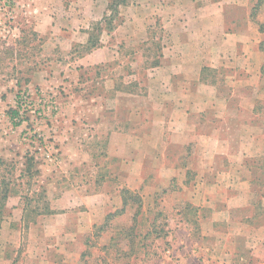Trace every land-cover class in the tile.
<instances>
[{
  "label": "crops",
  "instance_id": "0c3cea01",
  "mask_svg": "<svg viewBox=\"0 0 264 264\" xmlns=\"http://www.w3.org/2000/svg\"><path fill=\"white\" fill-rule=\"evenodd\" d=\"M137 1L140 2L127 0L118 6L114 27L107 32L111 44L100 45V38L106 32L101 30L99 45L86 51L84 59L90 60L88 65L92 66L109 63L117 54L113 51L117 45L114 46L112 37L121 43L131 36H142L146 23H152L150 19L167 33L168 55L159 56L157 65L149 69L153 74L146 94L123 90L120 84H128L126 80L112 76L105 77L103 87L96 85L99 89L91 90L86 96H78L73 89L70 91V84H66L60 116L66 120V125L73 120L86 122V126L78 130L87 133L90 140H77L73 127L67 129L70 132L62 149L72 152L79 147V150L96 153L103 147L108 156L103 166L108 168L107 174L114 175L111 180L126 181V189H121L119 194L122 190H131L143 199L141 186L131 189L127 183L130 180L144 183L158 178L168 182V187L172 182H180L185 206L190 204L199 215L201 234L212 237L219 229H226L227 233L222 232L216 240L218 248L205 249L207 257H213L208 264H264V77H257L261 70L264 72V63L255 66L252 72L244 67L242 70L246 72H241L237 79L217 80L225 77V69L234 70L223 58L237 59L250 54L248 50L258 42L255 35L260 38L264 32H259L258 24L251 18L247 2L236 4L241 6L240 10L235 8L239 16L232 18L227 15L229 10H224L230 5L229 0H150L151 9L160 12L152 17L136 15L133 19L123 10L133 8V4L140 7ZM108 4L106 1L102 18L110 14ZM140 4L143 6V1ZM98 18L94 21L102 20ZM252 22L258 29L255 25L252 27ZM83 33L86 37L83 44L87 47L92 27ZM37 81H42L41 77L31 83ZM82 142L87 144L82 146ZM189 148L195 150V170L187 162L191 156L186 153ZM181 150L184 155H180ZM79 155L84 156L73 152L70 158L62 159V165L81 164L88 169L96 166L92 159ZM173 159L182 163L170 166L168 162ZM226 166L229 171L225 170ZM148 167L162 175L145 176ZM116 168L120 175L128 177L116 178ZM93 169L96 170L93 174L83 170L80 179L94 184L97 180L111 178L102 176L97 167ZM65 173L68 181L73 175L77 176L75 171ZM68 186L69 189L45 192L46 196H40L36 206H32L27 196L21 200L19 195L15 201L16 194L8 195L6 206L11 217L5 223L7 231L5 237H1L0 250L11 251L7 253L9 258L3 254L0 261L7 264H114L121 260L119 255L106 259L93 253L97 237L92 235V230L105 227V220L116 214L108 209L111 206L105 205L111 194L97 190L94 184L93 190L87 186L85 198ZM121 205L117 216L127 215L131 210L128 208L134 207L133 219L136 206L130 203L123 207L122 199ZM182 214L186 222L185 212ZM110 226L105 227V231ZM144 234H136L131 254L121 255L124 264L147 262L149 254L145 247L148 244L143 239H148L149 235ZM21 235L24 236L22 250ZM153 238L157 241L162 237ZM30 240L31 251L26 244ZM108 242L110 240L100 241L99 247ZM161 255L165 259L162 264H172L165 250ZM185 256H177L179 264H190Z\"/></svg>",
  "mask_w": 264,
  "mask_h": 264
},
{
  "label": "rangeland",
  "instance_id": "374dc122",
  "mask_svg": "<svg viewBox=\"0 0 264 264\" xmlns=\"http://www.w3.org/2000/svg\"><path fill=\"white\" fill-rule=\"evenodd\" d=\"M106 1L110 4L116 0H0V55H2L0 56V162L2 161L0 177L3 176L7 179L11 192L16 194L14 195L15 201L19 195L21 200L27 196L31 200L32 206H36L39 204V197H44L45 192L54 189L57 191L58 189H69L68 185H71L73 191H76L78 195L86 198L84 193H87V186L93 190L95 184L97 190L111 194L106 199L105 205L106 207L111 206L108 209L111 208L112 214H118L122 207L119 192L121 189H126V181L111 180L114 175L107 174L108 168L103 166L108 162V156L103 147L96 153L89 149L79 150V147L78 151H63L65 139L70 132L67 129L75 127L77 140L87 142L90 137L87 136V133L83 134L78 130L79 127L86 126V122L78 123L77 120H73V123L65 124L66 120L60 116L63 107L61 99L66 95L68 87L65 86L66 84H70V91L73 89L72 92H76L78 96H86L91 90L99 89L95 87L96 85L103 87L102 82L106 80L105 77L109 76L124 78L128 84H120L123 90L148 93L149 79L153 74V71L149 69L159 56L168 55L169 39L167 33L154 24L153 19H150L149 21L152 23H146L145 34L142 36H131L121 43L118 42L119 40L117 41L118 38L114 40L115 36L112 37L114 46L117 45L113 51H116L117 54L113 55V59L110 58L109 63L101 62V65L97 66L88 65L90 60L84 59L87 47L83 44L86 40L83 31L90 27L95 28L97 22H101L94 20L98 17V19L102 18ZM139 1H137V5L140 7L133 4V8L123 10V13L134 19L136 15L152 17L155 13L160 12L151 9L150 0ZM141 1H143V6L140 4ZM161 1L160 3H162ZM229 1H231L230 5L225 6L224 9L225 11L229 10L227 11L230 13L227 14L229 17H238L239 14L235 12V8L240 10L241 6L236 4L247 2L248 10H250V14L252 11L254 16L253 20L260 26L264 25V0ZM224 3L226 4V2ZM253 26L258 29L256 24L253 23ZM103 27L104 24L99 26L101 30L104 29ZM232 28H234L233 23ZM104 32L100 38L102 47L111 44L110 35L107 33L109 31L104 29ZM33 33L37 36L34 37ZM21 38H24V41H19ZM254 39L258 42L248 50L250 54L246 53L237 59L223 58L228 67L232 64L234 70L225 69L226 71L223 72L225 77L217 79L218 81H229L233 77L237 79V76L242 74L241 72H246L242 70L244 67L249 68L252 72L255 66L264 63V33L260 38L256 34ZM116 41L117 44H115ZM5 48L13 49L15 55L11 56L9 53V55L5 53ZM118 65L122 68H117ZM258 76L264 77L263 70ZM40 77L42 81L31 83ZM25 80L28 81L25 83ZM134 83H136L135 86ZM139 84L141 86H138ZM73 85L76 86L73 87ZM64 103L66 104V101ZM11 110L16 114L11 113ZM85 142H82L81 145H86ZM73 152L84 154L83 157L81 155L79 157L92 159V163H97L96 166H90L88 169L87 166H81V164L62 165V159L70 158ZM186 153L188 156L191 155L187 162H190L191 168L195 170L197 161L195 150L189 148ZM180 155H184L183 150L180 151ZM29 159H32L30 163L32 165L31 175L24 174L21 177L20 175L25 173V163L26 161L29 163ZM175 159L168 162L171 163L170 166L182 163L183 159L186 160L185 157H181L179 162ZM95 167L101 171L102 176H111V178H107V181L97 180L94 184L80 179V173L83 170L93 174L96 171L93 169ZM226 167L225 170L229 171L230 168ZM65 171L67 173L75 171L77 176L73 175L71 181H68L67 178H64ZM159 173L162 175V172ZM159 173L148 167L144 175L153 178V176L157 177ZM114 174L117 175L116 178L128 177L120 175L118 168ZM53 179L55 180L50 181ZM127 183L131 189L141 186L140 194L143 199H139L142 205L133 219L131 217L134 207L128 208L131 210L125 216L114 215L105 220L103 226L105 225L107 228L111 225V228L104 231L106 233L99 236L98 229L92 230V235L97 237V245L93 249L96 257L104 256L106 259H113V256L119 255L121 260L114 264H124L125 259H122L121 255L124 257L127 255L129 245L134 242L136 234L145 233V236L149 235L148 239H143L144 243L148 244V247H145V252L147 255L149 254L145 264H155L156 260H159L158 264H162L165 261L161 255L164 250L166 258L172 261L167 262L172 264H179L177 256L181 257L182 254L187 255L185 257L190 264L197 263V261H206L204 264L209 263L213 257L208 258L205 249L218 248L219 244L217 245L216 240L219 234L226 232V229H219L218 233L212 237L201 234L199 215L194 208H191L190 204L185 206V197L183 199L180 182H172L170 187H168V182L158 180V178L155 181L149 179L144 183L131 182V180ZM196 188L198 189V187ZM164 190H167L168 193ZM183 212L186 215V222H183ZM10 217L11 213L5 201V208L0 213L1 248L3 246L1 237H5L7 231L5 223L10 221ZM130 224L134 226L131 231H128L127 226ZM125 228L127 230H124ZM22 236L21 250L24 246ZM154 236L162 238L155 241ZM107 240H110L109 244L99 247L100 241L107 243ZM31 242L30 240V243H26L29 245L30 251L32 249ZM10 251L1 249L0 257L6 254L5 258H9L7 253ZM0 264L7 263L0 261Z\"/></svg>",
  "mask_w": 264,
  "mask_h": 264
},
{
  "label": "trees",
  "instance_id": "16d2710c",
  "mask_svg": "<svg viewBox=\"0 0 264 264\" xmlns=\"http://www.w3.org/2000/svg\"><path fill=\"white\" fill-rule=\"evenodd\" d=\"M126 2H127V0H116V1H113L112 3H110L108 5V10H109L110 14H109V16H104L103 19L101 20V22L97 23L95 28H92V35H90V37H89V39L87 41L86 51H89V50H91L93 48H96L99 45V35L101 33V29L99 28V26H101V24H104L103 28L106 29L107 31H110V30L113 29V27H114L113 24H114V21H115V17H116V14L118 12L117 8H118V6H120L121 4H124ZM250 15H251V18L254 19L252 11H251ZM258 26H259V32H264V25H261V26L258 25ZM33 36L35 37L37 35L35 33H33ZM19 41H24V38H21ZM4 51L7 54L9 53L11 56L15 55V51L13 49H6L5 48ZM0 56H2V55H0ZM20 58L21 57L19 56V60H20ZM154 65H157V60L153 62L152 66H154ZM27 81L28 80H25L24 82L26 83ZM10 112L13 113V114H16V112L13 111V110H11ZM31 161H32V159H29V163L26 161V163H25L26 164V166H25L26 170L24 171L25 173L20 175L21 177H23L24 174L31 175V173H30L31 166H32V165H30ZM0 163H2V161ZM6 180L7 179L5 177H3V176L0 177V213L5 208V201H6L7 197H8V195L12 193L11 190H10V187H9V183ZM120 195H121L123 207L127 206L130 203L133 204L134 206H136L137 210H136V213L134 215V218H135L136 215L138 214V209L141 206L139 197L137 195L131 193L128 190H122ZM114 215H117V213L111 215V217H113ZM109 218H110V216L107 219H109ZM105 227H101L98 230L97 234L98 235L102 234L105 231ZM132 228H133V226L128 228V231H131ZM128 231H126V232H128ZM156 237H158V236H156ZM132 245H133V243L129 245L130 248H129L128 253H126V254L129 255V254L132 253V251H133Z\"/></svg>",
  "mask_w": 264,
  "mask_h": 264
}]
</instances>
